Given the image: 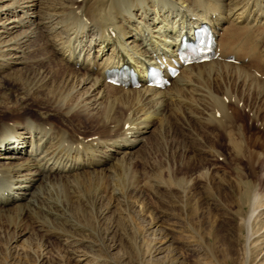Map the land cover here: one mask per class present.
Masks as SVG:
<instances>
[{
  "label": "bare ground",
  "instance_id": "bare-ground-1",
  "mask_svg": "<svg viewBox=\"0 0 264 264\" xmlns=\"http://www.w3.org/2000/svg\"><path fill=\"white\" fill-rule=\"evenodd\" d=\"M54 1L0 0V60L4 58L6 63L10 59L2 71L7 73L12 64L19 65L5 78L26 98L45 101L51 111L63 117L75 113V117L93 119L100 125L98 133L106 136H77L45 116L33 117L23 112L25 107L7 103V110L0 115V220L12 223L23 212L28 215V210H41L52 217L64 213L65 208L48 197L57 185L86 176L111 177L115 166L132 159L133 148L144 141L151 128L157 123L166 125L167 118L162 116L165 104L186 106V95L201 96L209 124L226 136L235 154L241 156L244 150L248 159H261L263 153L255 149L264 148V139L251 143L242 126L234 133L230 114L240 116V99H252V107L257 108L255 120H261L264 128V0H66L59 10ZM42 4H48L46 13L33 12L35 20L22 13ZM9 15L13 17L11 28L2 22ZM25 24L32 26L29 32L20 31ZM200 24L209 25L216 36V57L180 65L174 76L168 74L166 63L175 62L180 34L188 35ZM15 28L19 33L6 40L3 35ZM31 40L41 43L35 51L28 49ZM36 52L44 57L33 58L31 54ZM9 55H15L14 59ZM121 63L137 71L133 85L116 86L105 77ZM148 64L161 69L165 86L148 84L142 71ZM201 80L234 81L238 89L232 91L224 84L222 94L202 93L195 85ZM68 98L72 105L67 104ZM7 100L2 93L0 103ZM260 198L250 182L239 188V209H247L243 217L247 240L251 238V218L256 214L264 220ZM39 203L46 209L38 208ZM10 222L14 244L25 232Z\"/></svg>",
  "mask_w": 264,
  "mask_h": 264
},
{
  "label": "rangeland",
  "instance_id": "rangeland-1",
  "mask_svg": "<svg viewBox=\"0 0 264 264\" xmlns=\"http://www.w3.org/2000/svg\"><path fill=\"white\" fill-rule=\"evenodd\" d=\"M65 1L55 0L54 7L61 9ZM47 6L42 4L34 11L25 8L22 13H29L28 17L35 20L33 12L43 15ZM11 18L9 15L2 21L10 28ZM28 25L20 31L29 32L32 26ZM10 31L3 35L6 40L19 33L17 28ZM39 44L31 40L28 49L35 51ZM31 55L35 59L44 57L38 52ZM8 57L14 59L15 55ZM4 63L2 58L1 71L10 59ZM18 66L12 64L7 73L0 72V95L6 93L8 98L0 103V115H4L8 103L9 107H25L23 112L33 117L45 116L77 136L105 139L93 119L75 117V113L63 117L51 111L45 101L26 98L5 78ZM201 81L193 84L202 93L222 94L227 85L232 91L238 89L234 81ZM237 94L240 96L239 91ZM186 97V106L165 104L162 116L167 118L166 125L157 123L151 128L144 141L133 148L132 159L115 166L111 177L86 176L57 185L48 197L65 208L64 213L57 212L58 218L45 216L41 210H28L32 217L23 216V212L12 223L9 221L25 232L14 244L15 232L7 220L1 219L0 264H264V220L256 214L251 218V238L247 240L243 224L247 209L240 211L238 206L239 188L248 182L255 185L261 197L259 205L264 202V148L255 149L263 153L257 162L248 159L249 153L244 150L241 156L235 154L226 136L209 124L210 115L201 107V96ZM67 100L72 105V100ZM248 100L240 99V116L230 114L231 127L237 133L242 126L244 136L254 144L264 139V128L261 120H255L257 108L252 107V99L250 103Z\"/></svg>",
  "mask_w": 264,
  "mask_h": 264
}]
</instances>
